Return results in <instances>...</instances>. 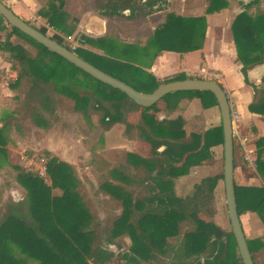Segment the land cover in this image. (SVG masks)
<instances>
[{
    "label": "trees",
    "instance_id": "trees-1",
    "mask_svg": "<svg viewBox=\"0 0 264 264\" xmlns=\"http://www.w3.org/2000/svg\"><path fill=\"white\" fill-rule=\"evenodd\" d=\"M169 1L96 0V12L108 20L124 18L126 11L132 13V19H146L156 7L162 10ZM207 1V15L229 6V0ZM240 3L243 12L231 24L236 61L242 66L246 84L254 89V100L248 110L264 117V88L252 84L248 74L264 64L262 0H254L247 6ZM63 7L64 1L58 9L52 3L51 15L40 13L48 17L51 27L60 29L66 15ZM0 18L1 31L10 27L6 40L0 41V50L11 56V67L18 73L11 88H19L24 94L16 114L38 117L40 122L46 121L45 115H48L57 123L60 97L74 98L76 110L83 116L80 129L86 137L85 143L90 128L102 130L97 147L104 148L105 133L122 125L126 140L145 144L150 149L149 155L125 150L93 152L91 174L96 184L87 177L82 179L75 166L52 152H31L29 156L46 160L51 184L37 170H29L19 163L14 167L15 180L25 189V198L5 201V187L0 186V264H154L157 259L167 264H244L228 214L229 229L216 222L217 190L224 183V172L203 178L194 185L191 195L180 197L176 191V180L203 165L213 148L223 149L224 160L222 121L205 133H188L185 117L161 118L174 107L166 101L170 95L199 97L206 109H219L216 97L209 92L172 93L153 107L143 108L123 92L101 83L10 26L3 16ZM33 27L72 50L62 36L50 35L46 28ZM206 30L205 17L170 14L145 47L119 43L118 35L110 30L105 38L89 40L104 55L84 49L76 54L137 91L153 93L163 84L188 77L180 74L158 80L146 73L142 59L149 55L148 49H155L154 60L164 52L199 51L204 46ZM13 37L29 43L36 53L22 42H13ZM11 124L18 125L19 117H4L0 157L10 156L4 142L5 129ZM261 142L260 147H264V138L257 144ZM236 150L234 145L235 171ZM263 154V149L257 151L256 164L264 179ZM137 170H141L139 176L135 174ZM87 183L92 186L95 197L103 198L104 207L114 212L105 220L100 218ZM56 190L60 192L58 195L54 193ZM235 191L240 218L246 213H256L264 223V186L244 187L235 180ZM124 235L131 240L128 252L115 253L106 247L115 245ZM247 243L257 264L256 255L264 250V239L247 238Z\"/></svg>",
    "mask_w": 264,
    "mask_h": 264
},
{
    "label": "crops",
    "instance_id": "crops-1",
    "mask_svg": "<svg viewBox=\"0 0 264 264\" xmlns=\"http://www.w3.org/2000/svg\"><path fill=\"white\" fill-rule=\"evenodd\" d=\"M3 1L22 20L27 21V22H34L37 19L42 25H49V23L47 19L48 17L46 15L42 16L40 12H44L45 14L51 15L53 12L52 10H50V5L53 3L55 9H58L62 4V0L60 1L58 0H55V1L53 0H3ZM193 1H197V0H193ZM240 2H243V4L246 5L244 1H240ZM187 8L191 15L206 18L207 30H206V38H205L203 48L199 51L183 53V54L175 53V52H164L161 55H159L155 60L152 58L153 53L155 52V49L149 48L148 49L149 55H147L146 57H143L142 59L143 60L142 68L144 69L146 73L154 76L158 80H165V79L172 78L180 74H184L186 77H188V79H203V80L213 79L215 81L214 77L212 76L213 74L216 75V77H219L218 83L224 88V90L226 91L228 95L230 106L233 108V110H235L238 113L239 120H240V117H241L240 108L241 106H245L248 110L249 105L254 100V89L251 85H248L245 82V78L241 70L242 66L236 61L237 60V50H236V46L233 40V34H231V38H230V36H228L229 26L228 27L224 26V22H225V19H227L226 17L229 11L236 12L235 10L237 8L236 2H231L229 8L224 9L220 11L219 13H214L212 15H207L205 13V10H207L206 7L201 5V3L199 2H192L190 6ZM62 10L64 13L65 11H67L66 2ZM241 12L239 11L237 15L240 14ZM234 19L231 21L233 22ZM86 23H88V25H91V27L90 28L88 27L85 30L84 22H82L81 25L78 27V31L84 32L83 34L87 36L90 35V37L101 39V38H105L108 32L111 30L115 32L116 35H118V39H116L117 42L122 43L124 45L132 44L130 42L126 43L123 37L121 38L120 32H116L115 30L109 29L107 26L108 19H104L98 14L94 16L93 18H89L86 21ZM38 28H43V27H38ZM9 31H10V27H7L5 31L0 30V39L2 38L3 35H7ZM51 31L54 34L62 36V34L58 32V29L51 27L49 34L51 33ZM152 35H153V32L152 34L149 35L148 39L144 43H140L139 45L142 47H145L150 37H152ZM16 39L18 40L17 37L16 38L13 37L12 39L13 42L15 43L20 42V40L16 42L15 41ZM86 49L87 48L84 47V50ZM89 50H92L91 52L97 53L100 55L105 54L104 51L102 50H98V51L94 49H89ZM9 57L10 55L8 53L0 50V69L4 67L12 66V61L8 59ZM248 74H249V80L252 84L259 86L260 88H264V64L256 66L255 68L250 70ZM182 95H185V94H182ZM182 95L179 96L177 100H175L172 103V106L174 107L172 109H169L168 111L175 110L179 107L180 103L183 100ZM18 96H20V98L17 100ZM23 98H24V94L19 95L17 90L11 87L9 89H4L3 91L0 92V130L4 126V117L13 116L12 113L21 107ZM13 101H14V104L17 102V104H15V108L13 109L11 108L12 110L8 109ZM190 101H195V99L193 100V98H190L189 104L191 103ZM59 102H60L59 104L60 108L58 112L56 113L57 119L59 121L56 124L59 123L62 127H64L65 133H62L58 140H55L52 133L47 134L46 138L42 140L44 144H42L43 142L41 141L42 142L40 143L41 146L37 147L36 149H33L32 151L34 153H42L44 151L52 152L64 162L68 163L69 165L75 166L82 179H83V176L87 177L89 178L90 181L96 184V182H94L90 177H88V175H85V172H83V174L81 173V169L83 170V167L80 165V163H83L81 158L82 156L86 157L85 156L86 149L84 148L86 144L85 143L86 137L82 133L81 129L79 132L78 130L79 125H77V122L80 121L83 118V116L81 113H79L76 110V107H75L76 103H75L74 98L61 96L59 99ZM168 111L164 112L161 118L162 117L163 118H166V117L176 118L178 116H183L187 120V126L189 125L192 131H196V133H205L212 125H217L222 121L220 110L218 109L217 111L214 108L208 109V111H202V110L201 112L196 111V113H193L192 117H189V118L183 114L171 117L168 115ZM250 115L251 117L257 118V122L254 123L252 130H251L253 133L252 142L250 143L249 140H246L240 136V134L237 131V125L235 128L234 141L235 140L237 141L236 147L238 149V152L242 154L241 159L243 161L244 166L248 167L251 171H253L254 176L253 175L248 176L244 174L243 172H240L238 174V171H235V180L238 178L237 175H239L240 181L238 179L236 180L239 185L244 186V187H257V186L259 187V186H264V179L257 171V164L256 166L251 165L246 160V156H248L249 154L248 152L253 151L254 154L251 155V158H253L256 163L257 151L263 149V152H264V147L263 146L260 147V144L262 145V142L257 144L259 140L264 138V117H260L252 113H250ZM14 116L22 118V119L24 118V120H30L32 118H35V117L27 116V115H18V114H14ZM45 117L43 118H45L46 120L48 119L53 120L51 116L45 115ZM93 120L95 121V123H97L98 121L97 117H95ZM117 126L118 125L113 127V129H111L109 132L105 133L106 148L115 149V150H125L127 152H130V144H133L135 145L134 147L138 148L137 150H142L138 146L141 143H135V142H130L126 140L123 137V128L118 131L116 130ZM18 127L19 126L17 124H14V125L11 124L5 129L6 132H5V142L4 143H5L7 151L10 153V156H11V153L13 156V153L15 154V152H17L15 145L16 144L21 145L23 142V140L19 139V138H22V135H18V133H20L22 130L19 132L17 130ZM10 128H12V130H10L9 132L8 129ZM192 131L191 132L187 131V132L192 133ZM242 143H244V145ZM144 147L149 151V148L147 145H145ZM216 148H221V147H216ZM25 154L27 155V151H23L22 153H20L19 160L22 166H24L25 168H28L27 162L21 160V157H24ZM28 158L30 159V156H28ZM263 159H264V154H263ZM257 182H260V183L258 184ZM14 183L15 185H18L19 187H21L23 191H25V189L20 184H18L16 180H14ZM4 186H5V194L7 190H10V189L12 190L13 188V185L12 186L10 185V187H8L7 185H4ZM7 188H10V189H7ZM14 195H15V192L12 191L11 198L14 201H20L23 198H25V195H23L21 196V198L15 199ZM178 195L180 197H185L180 194ZM94 198H97L98 202L101 199L103 200V198L99 199V197H94ZM5 199L7 198H5V195H4V200ZM97 210L99 211L101 220H105L106 217H101V214H104V213H102L101 210L98 209V207H97ZM248 214H251V213H246L244 215L247 216ZM259 232L260 233L258 237H253V238L248 237V239L250 240L264 239V230L260 229ZM120 240H121V237L116 241L115 245H110V246L117 247V244L119 243L118 241ZM130 247H131V240H130ZM128 251L129 250H127L126 252ZM120 252H123V249H121ZM256 257H257V264L258 262L264 264V250L258 253ZM162 261L163 260L160 261V264H164V262Z\"/></svg>",
    "mask_w": 264,
    "mask_h": 264
},
{
    "label": "rangeland",
    "instance_id": "rangeland-1",
    "mask_svg": "<svg viewBox=\"0 0 264 264\" xmlns=\"http://www.w3.org/2000/svg\"><path fill=\"white\" fill-rule=\"evenodd\" d=\"M3 3H5L3 0H1ZM60 1V0H58ZM64 1V5L66 2V10L65 13V19L62 22V28H60V30L58 29V32L62 34V37H67L72 35L73 37H75L76 39L78 37H82L83 40L85 41L84 44L82 45L81 49H84V47H86L87 51H92L89 49H94V50H100L99 48H97L96 46L92 45L89 40L91 41H96L99 40L100 38H95V37H90L83 34L84 32H80L78 31V27L81 25L82 22H84V26H85V30L89 27H91V25H88V23H86V21L89 18H93L94 16L97 15L96 13V0H62V2ZM240 1L243 0H229V6L230 7V3L231 2H236L237 8L235 9L236 12L234 11H229L228 15H227V19H225L224 22V26L228 27L229 26V30H228V36H230L231 38V28H230V24H232V21L236 16L237 13H239V11H243V6L240 3ZM192 2H199L201 3V5L205 6L206 9L208 7L207 5V0H197V1H193V0H171L169 1L166 5L165 8L160 10L159 7H156V9L154 10V13L151 14L148 18L146 19H132V13L130 11H126L124 12L125 17L124 18H119V19H111L108 20V28L115 30L116 32H120L121 38L123 37L124 41L126 43H132V44H140V43H144L150 34H154L155 30L158 29L160 26H162L167 19V16L172 14V15H176V16H182L184 15V17H188V16H193L190 14V12L188 11V8L190 6V4ZM247 6V5H246ZM234 10V9H233ZM262 10H264V0H262ZM206 13V10H205ZM194 17H198V16H194ZM1 19V18H0ZM77 20V21H75ZM7 22V21H6ZM27 22V21H25ZM1 23V20H0ZM31 25L36 26L38 28V26L34 22H29ZM5 24V23H4ZM155 29V30H154ZM154 30V31H153ZM54 34L52 31L50 33V35ZM64 34V35H63ZM16 38V37H15ZM6 40V35H3L2 38L0 39V41ZM24 43L25 45H27V47H29V49H31L34 53H36V50L34 49V47H32L29 43L21 40V39H16L15 41H19ZM97 54V53H96ZM9 60L12 61L11 56L8 58ZM13 63V62H12ZM17 92L19 93V95H23L22 94V90H20L19 88H16ZM181 96V95H177V94H173L167 97L166 101L167 103H173L175 100H177V98ZM183 96V100L180 103L179 107L175 110H171L168 111V115L173 117V116H177V115H185L186 117H192L193 113L197 112H201L202 111H208V109L204 108V105L202 103L201 98L199 97H195L192 96L190 94H185L182 95ZM20 98V96L17 97V100ZM193 98V100L195 99V101H190L191 103L189 104V99ZM212 97L209 96L208 100H211ZM179 101V100H178ZM17 104V102L15 103ZM15 104L14 101L12 102V104L9 106L8 109H13L15 108ZM19 105V104H18ZM17 106V105H16ZM17 108V107H16ZM19 108V107H18ZM11 109V110H12ZM215 110L218 111L217 107H214ZM16 114L15 111L12 113V115ZM240 120L237 124V131L240 134V136L246 140H249L250 143L253 140V133H252V127L254 125V123L257 122V118L256 117H251L250 113L248 112L247 108L245 106H241L240 108ZM163 118V117H162ZM36 120V121H35ZM83 121V118L77 122V125H79V132H80V125L81 122ZM95 122V121H94ZM98 123V121H97ZM96 123V124H97ZM206 125V124H205ZM18 128L17 130L20 132L18 133V135H22V138H19L20 140H23L22 144L18 145L16 144V150L17 152H15V154L11 153V156H3L1 155L0 157V186L5 187L4 185H7L8 187H10V185H13L12 190L10 188V190H7L6 194H5V201H7L8 199H10L12 197V191L15 192V199L17 198H21V196L26 194V191H23V189L21 187H19L18 185H15L14 180H15V176L16 173L14 172V167H16L17 165H19L20 160H19V156L20 153H22L23 151H27V155L25 154V157L27 158L29 156V154L31 152H33V149H36L37 147H40V143H42L47 134L52 133V135L54 136L55 140H58L60 138V135L62 133H65V128L62 127L59 123L56 124L52 119H48L46 121H41L38 119V117H36L35 119H30V120H24V118H19V124H18ZM124 127L121 125L117 126L116 130H121ZM91 131L89 137L87 138V144H85L84 148L86 149V153L85 156H82V161L83 163H80V165L83 167V170L81 169V173L83 174V172H85V175H88V177H90L94 182V178L91 174V164H92V153L96 152V153H101L104 150H115V149H109L106 148V145L104 146V148H99L97 147V142L98 139L101 137V134H103L102 130H97V129H92L90 128ZM187 131L191 132L192 129L190 128V126H187ZM10 130H12V128L8 129V131L10 132ZM203 131V130H201ZM44 132V133H42ZM192 132H196V131H192ZM16 135V134H15ZM42 141V142H41ZM237 141H234V144L236 145ZM44 144V142L42 143ZM135 145L130 144V152H138L140 154H145V155H149L150 149L149 151L144 147L145 145L143 144H139L138 146L140 147V149L142 150H137L138 148L134 147ZM137 150V151H136ZM90 153V155H89ZM32 154V153H31ZM38 154V153H37ZM242 154L239 153L236 150V158H237V163L236 166L238 164V168H236V171H238V174L240 172H243L244 174L250 176L253 175L254 176V172L251 171L248 167H245L242 161ZM30 159H34L36 160V163L39 165L38 167H40L42 165V160L44 158H39V160L37 158H33V156H30ZM22 160V157H21ZM23 161V160H22ZM238 169V170H237ZM222 172H224V160H223V149L221 148H213L211 150V156L209 155V159L201 166L196 167L194 169L191 170L190 174L180 178L178 180H176V190L178 192V194L182 195V196H187V195H191L193 193L194 190V185L199 183L203 178L208 177V176H214L217 174H221ZM135 174L137 176H139L141 174V170H137L135 172ZM238 176V180H239V175ZM86 178V177H85ZM236 179V180H237ZM240 181V180H239ZM48 184H51V181L47 182ZM258 184L260 182H257ZM87 187L89 189L90 195L91 197H95L94 196V190L92 188V186L90 184L87 183ZM60 193L58 190L55 191V194ZM10 197V198H9ZM102 198V197H101ZM99 198V199H101ZM12 199V198H11ZM94 203L95 207L101 210L102 213L101 217H108L112 214H114L113 211L108 210L106 208L103 207L102 205V199L98 202L97 198H94ZM216 203H217V209H218V215L216 217V222L221 226L224 227L226 229H229L230 225H229V221H228V216H227V209H226V193H225V185L224 183H221L220 186L218 187L217 190V199H216ZM241 223L243 226V230L244 233L246 235V237H258L259 236V230H264V223L261 219V217L256 214V213H251L246 215H242L241 216ZM119 243L117 244V247H112V246H106L109 250L114 251V252H120L121 249H123V252H126L127 250H130V237L128 235H124L123 237H121V240L118 241ZM165 262V261H164ZM154 264H160V260L157 259V261H154ZM164 264H167L164 263ZM258 264H262L260 262H258Z\"/></svg>",
    "mask_w": 264,
    "mask_h": 264
},
{
    "label": "water",
    "instance_id": "water-1",
    "mask_svg": "<svg viewBox=\"0 0 264 264\" xmlns=\"http://www.w3.org/2000/svg\"><path fill=\"white\" fill-rule=\"evenodd\" d=\"M249 5L254 0H243ZM0 15L7 23L19 29L27 36L34 39L50 51L61 56L66 61L75 65L96 80L126 94L133 102L143 108H151L159 103L165 96L180 92L212 93L219 104L224 134V185L226 193V205L232 231L235 236L240 256L244 264H255L248 247L247 238L243 230L235 191V155H234V131L231 115V106L228 95L222 86L212 80L186 79L163 84L153 93H141L126 83L106 74L85 61L66 47L44 35L41 31L18 17L5 3L0 0Z\"/></svg>",
    "mask_w": 264,
    "mask_h": 264
},
{
    "label": "built area",
    "instance_id": "built-area-1",
    "mask_svg": "<svg viewBox=\"0 0 264 264\" xmlns=\"http://www.w3.org/2000/svg\"><path fill=\"white\" fill-rule=\"evenodd\" d=\"M35 23L37 25H40L38 27H43L48 30V32L51 30L50 25H42L39 20H35ZM65 41L71 46V51L76 54V52L82 48V45L84 44V40L82 37H78L77 39L73 37L72 35L64 37ZM215 81L218 82L219 77H216V75L213 74ZM18 79V73L12 69V67H4L0 69V92L3 91L4 89H9L12 84ZM212 81H214L212 79ZM231 115H232V122H233V131H234V136H235V128L239 120V115L238 113L233 110L231 107ZM244 145V143H242ZM248 156H246V160L253 166H256L255 160L251 158V155L254 154L253 151L248 152ZM22 160L27 162V166L29 170L36 169L38 171V174L41 178H43L46 182H48V175H47V168H46V160H42V165L38 167L39 165L36 163V160L34 159H29L28 157L25 158L22 157Z\"/></svg>",
    "mask_w": 264,
    "mask_h": 264
}]
</instances>
